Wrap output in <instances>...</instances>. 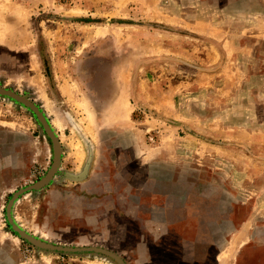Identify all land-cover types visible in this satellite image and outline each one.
<instances>
[{
    "label": "rangeland",
    "instance_id": "obj_1",
    "mask_svg": "<svg viewBox=\"0 0 264 264\" xmlns=\"http://www.w3.org/2000/svg\"><path fill=\"white\" fill-rule=\"evenodd\" d=\"M0 86L74 175L14 201L27 233L127 264H264V0H0ZM51 161L0 97V264H113L10 229L11 193Z\"/></svg>",
    "mask_w": 264,
    "mask_h": 264
},
{
    "label": "water",
    "instance_id": "obj_2",
    "mask_svg": "<svg viewBox=\"0 0 264 264\" xmlns=\"http://www.w3.org/2000/svg\"><path fill=\"white\" fill-rule=\"evenodd\" d=\"M0 97H4L10 99L14 102H18L21 105L28 108L37 119L42 131L45 133L47 138L51 143V150H52V161L49 169L45 172L43 176L37 179L34 183L26 185L24 187L18 188L16 191L11 193L6 205H5V217L10 229L22 240L26 241L33 247L38 250H42L44 252H52L57 254H64V255H99L107 258L113 264H127L124 259L116 252L111 249H108L103 246L97 245H88V246H74V245H64V244H57L54 242H49L43 240L39 237L33 236L27 233L25 230L20 228L17 223L13 220L11 209L14 201L18 199V197L28 191H38L44 186L48 185L53 177L57 173H61L66 177H70L73 179L74 175L60 171V164H61V154L63 148L60 146L58 138L50 124L42 112V110L30 99H28L25 95H21L17 92L12 91L11 89L5 88L0 86ZM86 166L84 167V172ZM80 174H83V173Z\"/></svg>",
    "mask_w": 264,
    "mask_h": 264
}]
</instances>
